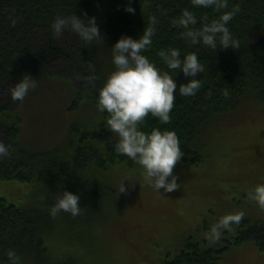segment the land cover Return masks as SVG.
<instances>
[{"label": "trees", "instance_id": "16d2710c", "mask_svg": "<svg viewBox=\"0 0 264 264\" xmlns=\"http://www.w3.org/2000/svg\"><path fill=\"white\" fill-rule=\"evenodd\" d=\"M129 2L136 9L134 13L126 10ZM233 6H238L239 11L228 26L239 47L212 49L192 44L175 23L185 7L193 9L196 27L219 15L213 6H194L191 0H0V140L11 146V155L0 159V264H11L6 255L8 248L19 254V264L95 261L87 254L78 255L70 244L59 248L55 244L69 236L71 231L67 233L65 229L76 231L84 226L86 230L97 218L102 220L101 208L112 201L116 191L112 187L119 172L116 170L137 165L115 151L116 137L105 127L107 113L97 109L96 101L106 71L109 73L114 67L112 44L125 34L138 38L151 16L157 18V26L152 45L144 50L146 55L166 69L158 52L177 47L181 56L195 51L204 65V72L198 74L201 86L194 95L176 92L167 123L149 114L142 125L146 131L152 127L176 131L183 150L177 166L197 165L204 157V146L199 143L201 130L221 121L243 102L264 103V0H229L228 7ZM73 13L95 16L100 36L90 43L82 42L71 30L54 37L52 20L57 15ZM168 71L173 73L178 86L191 78L179 70ZM25 73L37 82L62 78L68 81L67 91L73 97L65 111L70 114L82 104H91V123L70 124L63 140L52 147L30 146L31 137L23 132L25 112L30 100L34 103V98L40 96L41 86L31 89L23 102L12 100V108L5 102L11 96V85ZM4 182L27 185L32 194L30 203L27 205L23 196L10 197L1 192ZM65 188L79 193L81 212L73 216L62 211L53 217L49 208ZM238 227V236L234 241L227 239L228 245L224 247L216 248L206 239L183 241L163 262L219 264L230 245H242L249 240L264 249V223L245 219Z\"/></svg>", "mask_w": 264, "mask_h": 264}, {"label": "rangeland", "instance_id": "374dc122", "mask_svg": "<svg viewBox=\"0 0 264 264\" xmlns=\"http://www.w3.org/2000/svg\"><path fill=\"white\" fill-rule=\"evenodd\" d=\"M68 85L63 78L37 82L42 91L34 103L30 100L23 130L31 137L30 146L52 147L63 140L70 124L91 123V104H82L70 114L65 111L73 97ZM11 101L7 96L5 102L12 108ZM199 143L204 146V157L197 165L174 166L180 186L171 192L157 191L147 183L139 164L116 170L112 183L116 191L112 201L101 208L102 220L97 218L86 230L84 226L76 231L65 229L71 231L69 236L58 239L55 246L70 244L78 255L95 258L93 264H166L164 258L173 255L183 241L208 240L207 229L226 212L243 211L241 221L264 223V208L247 196L253 185L264 182V103L243 102L221 121L201 130ZM2 185L4 194L23 196L30 203L27 185ZM238 233V224H234L210 244L224 247ZM219 264H264V249L253 240L233 244Z\"/></svg>", "mask_w": 264, "mask_h": 264}, {"label": "clouds", "instance_id": "9594fccd", "mask_svg": "<svg viewBox=\"0 0 264 264\" xmlns=\"http://www.w3.org/2000/svg\"><path fill=\"white\" fill-rule=\"evenodd\" d=\"M191 4L213 6L219 15L196 27L198 21L193 9L183 8L175 23L183 29L184 37L192 44H202L212 49L218 46L219 49L239 47L238 39L232 35L228 26V22L239 11L238 6L230 9L229 0H191ZM126 10L132 13L136 11L131 2L126 5ZM149 21L138 38L125 34L112 44L114 67L98 89L96 107L101 113H107L104 118L105 127L116 137L115 151L139 164L145 181L157 191L163 189L164 192H171L180 186L178 176L173 173L174 166L183 156L180 139L174 129L152 127L146 131L142 125L149 114L167 123L171 119L170 111L174 106L176 92L184 96L194 95L201 86L198 74L204 72V65L195 51L181 56L179 48L171 47L159 50L158 55L167 68L159 67L144 51L152 45L156 32L157 18L151 16ZM50 28L54 37L60 36L65 30H71L85 43L96 40L101 34L95 16L81 17L76 13L57 15ZM168 69L179 70L191 78L178 86L173 73ZM36 85V78L25 73L10 87L12 100L23 102ZM10 149L9 144L0 140V159L10 156ZM124 189L125 186L119 191ZM247 196L264 208V182L253 185L247 190ZM81 209L79 193L65 188L60 190L49 208V214L55 217L63 211L77 216ZM243 216V211L226 212L219 216L207 229L209 243L218 240L224 230H231L234 224H239ZM6 255L11 264H19L20 256L15 249L8 248Z\"/></svg>", "mask_w": 264, "mask_h": 264}]
</instances>
